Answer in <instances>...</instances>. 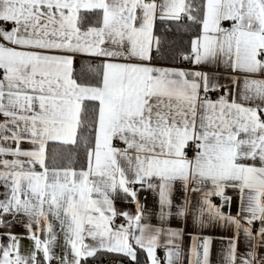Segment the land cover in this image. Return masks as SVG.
<instances>
[{
  "label": "snow or ice",
  "instance_id": "obj_1",
  "mask_svg": "<svg viewBox=\"0 0 264 264\" xmlns=\"http://www.w3.org/2000/svg\"><path fill=\"white\" fill-rule=\"evenodd\" d=\"M0 264H264V0H0Z\"/></svg>",
  "mask_w": 264,
  "mask_h": 264
}]
</instances>
